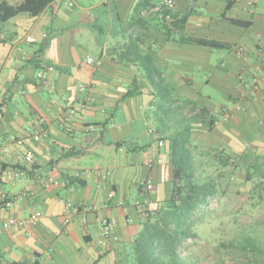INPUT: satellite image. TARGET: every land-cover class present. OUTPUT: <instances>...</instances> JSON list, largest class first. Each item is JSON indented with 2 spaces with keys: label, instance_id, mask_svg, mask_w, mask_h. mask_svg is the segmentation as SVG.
<instances>
[{
  "label": "crops",
  "instance_id": "crops-1",
  "mask_svg": "<svg viewBox=\"0 0 264 264\" xmlns=\"http://www.w3.org/2000/svg\"><path fill=\"white\" fill-rule=\"evenodd\" d=\"M138 2L55 0L38 17L0 23V192L13 196L6 216L17 221L11 228L0 221V264H136L132 245L146 222L136 205L146 198L140 185L152 179L150 202L160 207L172 167L153 88L138 65L120 58L134 31L176 93L216 118L213 129L192 124L194 141L264 157V0H236L229 10L227 0H177L179 17L189 13L183 32L155 19L146 31L135 27ZM182 36L228 47L183 44ZM134 81L139 94L123 101ZM224 108L232 112L228 121ZM99 139L125 144L85 164L94 170L78 169L86 160L56 163ZM104 217L116 223L117 243L101 244Z\"/></svg>",
  "mask_w": 264,
  "mask_h": 264
},
{
  "label": "trees",
  "instance_id": "trees-1",
  "mask_svg": "<svg viewBox=\"0 0 264 264\" xmlns=\"http://www.w3.org/2000/svg\"><path fill=\"white\" fill-rule=\"evenodd\" d=\"M55 0H0V23H7L10 20L20 16L38 17ZM197 2L198 0H193ZM236 0H227L226 10L232 8ZM135 9L133 22L145 31L147 30L148 20H159L167 27L172 26L177 30L184 31L189 18V13L179 17L178 10L172 14L173 21L166 22L163 17H142L141 9L146 6L144 2L139 1ZM223 18L234 25L248 26L249 23ZM170 29L165 30V34L171 36ZM142 42L145 37L132 33L126 48L120 54L122 60L138 65L140 72L146 81L153 88L156 106L154 118L157 122L158 131L165 135L164 139L168 145L169 162L172 167L171 190L168 198L160 207L150 202L148 212L149 216H143L146 222L143 229L133 242L132 254L136 264H193L191 258L181 256L180 247L182 244L194 241L198 238L195 231L199 212L211 205V200L221 197L225 192L222 191L219 184L213 180L203 179L200 170L194 160V140L192 136L193 123L196 120L213 129L216 118L209 114L205 108H201L197 103L182 98L171 86L165 72L156 63L155 57L151 53L142 52ZM180 43L195 44L199 46L211 47L216 49H225L228 46L216 41H207L192 39L182 36L178 39ZM134 88L128 91L122 98L123 101L135 97L139 94L137 82L134 81ZM192 115L189 118L187 111ZM108 122L103 125L106 126ZM175 130L172 131V128ZM168 134V135H166ZM163 140V142H165ZM125 142H110L106 144L101 139L93 145H88L84 150L72 149L67 151L58 160L57 164L62 165L71 161L86 160L80 166V171L94 170L92 166H86L90 160H101L105 149H110L111 153H118ZM220 155V154H218ZM217 158H219V156ZM223 167H227L230 158H219ZM243 164H246L248 180L252 179V174H258L264 177V164L261 158L244 154L241 156ZM55 161H52L53 164ZM88 165V164H87ZM238 168V166H236ZM232 173L227 175L231 176ZM223 175V174H222ZM140 192L144 193L140 185ZM145 199H149L152 191L144 194ZM144 199V200H145ZM141 202V201H140ZM144 203V202H143ZM246 246L251 245L247 240ZM253 245V244H252Z\"/></svg>",
  "mask_w": 264,
  "mask_h": 264
},
{
  "label": "rangeland",
  "instance_id": "rangeland-1",
  "mask_svg": "<svg viewBox=\"0 0 264 264\" xmlns=\"http://www.w3.org/2000/svg\"><path fill=\"white\" fill-rule=\"evenodd\" d=\"M80 1L85 7L94 2ZM216 103L222 105L225 101ZM186 112L191 118L188 110ZM196 143H201L194 141L193 149L201 177L213 180L225 193L199 212L195 228L198 238L181 245V256L191 258L193 264H264V177L253 173L248 180L246 164L240 156L228 155L221 147L214 149L205 142L202 147ZM216 155L221 159L230 158V165L223 167ZM261 160L264 164V157ZM229 173L231 176L227 175ZM245 240L253 245L246 246Z\"/></svg>",
  "mask_w": 264,
  "mask_h": 264
},
{
  "label": "built area",
  "instance_id": "built-area-1",
  "mask_svg": "<svg viewBox=\"0 0 264 264\" xmlns=\"http://www.w3.org/2000/svg\"><path fill=\"white\" fill-rule=\"evenodd\" d=\"M141 2H144L146 6H144L141 9V16L142 17H150V16H156V17H163L165 16L166 22H172V14L176 10H178V3L177 0H139ZM237 50L239 54H242L244 52V48L242 46L237 47ZM89 63H93L94 60L91 58L88 60ZM264 76V72H263ZM41 77V76H40ZM1 86V81H0ZM75 111H71L70 114L73 115ZM220 114L222 115V118L224 121H228L232 117V112L229 109H222ZM34 156L30 155V159H33ZM40 182L46 186L49 187L53 181L49 178H40ZM142 189L144 191L143 194H148L151 191H153V181L152 179H145L141 183ZM144 202V203H143ZM14 203V198L11 195H7L5 193L0 192V221L4 224L5 228H11L14 227L17 223L16 219L11 216H6V212L11 209L12 205ZM150 201L149 199L139 201L136 205L139 210V213H141L143 216H149V211L151 208H149ZM123 203L120 204L122 206ZM72 207V206H70ZM84 210H90L94 212H98L100 209L97 206H90L82 207ZM109 208L106 206V209ZM148 211V212H147ZM42 216L40 212L34 213L31 215L30 219L32 221H35L39 219ZM66 224L69 223V219L65 221ZM102 229H103V238L104 240L101 241V244L103 246H106L109 242L117 243L119 241V237L116 233V223L112 221L109 217H104L102 219Z\"/></svg>",
  "mask_w": 264,
  "mask_h": 264
}]
</instances>
